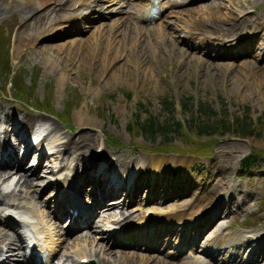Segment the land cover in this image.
Returning a JSON list of instances; mask_svg holds the SVG:
<instances>
[{
    "label": "rangeland",
    "instance_id": "rangeland-1",
    "mask_svg": "<svg viewBox=\"0 0 264 264\" xmlns=\"http://www.w3.org/2000/svg\"><path fill=\"white\" fill-rule=\"evenodd\" d=\"M50 2L52 3L49 5L45 4L48 8L44 9L42 7L45 6L35 8L34 4L24 0H0V34L4 32L3 36L0 35V52L6 59H3V64L0 63V68H4L8 61V66L10 64V68L14 71L9 70V72L17 74L19 80L21 79L25 86L30 87L24 94L27 104L14 100L7 103L6 101L13 99L11 96L13 91L9 89L5 74L1 73L0 108L2 112L5 111L4 105L9 107L12 114L27 115L26 118L29 121L33 118L47 119L56 124L58 128L55 133L58 135L67 129L69 133L63 132L66 137L73 132L71 136L74 135L73 138H76L77 133L81 131L92 136L93 147L90 151L86 149L82 151L81 145L80 151L74 153L80 158L79 161L83 162L79 163L78 158L74 160V164L78 167L83 166L85 159L90 158L92 154H99L98 147L108 155H116L115 159L117 156L121 159H130L127 173L131 171L136 174V184L143 183L135 196L143 199L144 191L147 190L144 205L150 204L151 206H146L149 208L155 205L154 209L157 211L158 207L170 208L171 203L175 207L178 202L182 206L186 204L185 208L192 211L197 209L194 206L211 208L210 205H201L207 202L191 198L194 191L202 187V184L195 186V183L197 181L208 183L212 180L211 175L218 177L224 172L222 183L216 189L217 196L219 198L221 192H226L227 189L231 191L226 201L222 199L216 201L213 207L208 209L205 217L197 223L208 220L203 227L196 229L197 243L205 236L208 237L214 227L224 220H226L224 224L230 225L225 230L238 226L240 232L264 231V180L262 178L264 165L260 163L252 164L247 169L239 168V161L250 150L255 148L264 150V94H262L261 83L264 76V50L257 47L260 45L264 48V0H189L181 5H170L167 17L157 22V27L160 26L164 31L159 37H156L155 27L154 29L133 26L130 32H127L120 30L119 20L116 21L115 27L111 25L113 23L111 19H105L101 24L95 23L80 34L62 35L63 32L58 30L59 25L54 24L52 29L47 31L49 28L46 29L44 26L47 23L49 26L60 18L62 13L68 11L71 1L59 0L58 3H54L55 1L51 0ZM182 7L186 9V14L176 13ZM188 9L189 14H187ZM62 10L64 12L61 13ZM94 14L96 15L95 12ZM178 15L185 18V21L186 18L190 20L189 17L192 16L194 18L203 16V29L212 30V35L217 36L216 40H228L236 36L243 39L246 35H252L255 43L253 53L233 59L206 54L207 50L223 52L224 48L207 47L206 49L202 46L203 51L196 50L193 55L190 52L192 48H187V45L199 43L198 38L183 36L182 28H180L181 17ZM52 16L54 20L48 21ZM88 17L90 19L91 15L88 14ZM152 26L155 25L152 24ZM114 31H117L113 34L114 37H119L120 40L124 37L126 41L123 42L122 48L118 47V51H113V45L111 48H108L109 44L105 47L103 42V40L108 41L111 37L109 33ZM126 32L128 36H125ZM178 35L183 41L179 40ZM91 39L98 41L89 44L88 41ZM23 40L29 42H22ZM241 43H244V40ZM158 49H160L159 52ZM27 93L30 94L27 95ZM186 97L193 103L198 100L205 101L216 111L223 109L224 106L225 116L228 118L247 107L252 123L262 124L261 132L253 136L254 138L237 134L195 136L184 122L177 127L174 134L167 137L166 140L170 142L160 146L163 143V135L160 131L155 129L152 131L153 135H149L138 130L136 116L142 118L150 114L158 120L167 116L161 111L163 99L171 100L174 106L173 120L186 116L189 118L190 115L179 108L182 98ZM41 99L42 102L45 101L49 111H33L28 105L39 103ZM260 116L261 118H257ZM77 117L79 119L76 121ZM109 137L112 138V143L105 141V138ZM114 141L117 143L114 144ZM68 146L71 148V145ZM151 148L154 150L151 151ZM189 151L199 155L190 154ZM258 153L264 155L263 151ZM115 159L111 158L112 161ZM151 160L162 163L160 168L156 169L155 173H157L155 176L144 174L140 178L151 168L149 162ZM36 180L37 178H34V181ZM208 185L206 184L205 187ZM47 187L41 188L40 196H43ZM146 187L148 189L144 190ZM172 193V197L165 199ZM158 195L160 197L164 195L163 199H159ZM151 197L152 200H149ZM173 197L178 199L174 200ZM5 198L15 204L22 202L23 199L20 194H7ZM156 199L165 201L158 205ZM238 200V205L231 206ZM136 204L137 201L132 200L120 216L122 214L135 216L137 211H132L139 207ZM131 206L134 209H127ZM227 212L229 215L224 218ZM115 216L117 214L112 215L111 218ZM98 218L97 223L100 222ZM192 230V228L189 229V232L194 235ZM169 231L171 233L172 229ZM80 232L86 235L72 236L60 243L57 239L55 245L59 244L56 246L55 257L51 264H61V260L65 257H71L65 260V264H75L79 250H85L86 254L96 251L95 255L88 256L91 261L85 264H121L113 263L115 260L106 257L110 253L103 247L102 239L95 235L97 231L90 230L93 236L85 231ZM95 241L96 244H94ZM179 244L181 240H178ZM122 251L127 250L115 252ZM116 256V259L123 260L121 255ZM151 256L163 258L156 254ZM101 258L104 259L102 263ZM149 261L150 258L141 264H152ZM251 264H264V256Z\"/></svg>",
    "mask_w": 264,
    "mask_h": 264
},
{
    "label": "bare ground",
    "instance_id": "bare-ground-1",
    "mask_svg": "<svg viewBox=\"0 0 264 264\" xmlns=\"http://www.w3.org/2000/svg\"><path fill=\"white\" fill-rule=\"evenodd\" d=\"M8 1V0H7ZM25 2L27 3H30V4H34L36 6H39L41 7L40 5L42 3H47L49 5V3H52L50 2L51 0H24ZM55 1L54 3H58L59 0H53ZM64 1V0H63ZM70 6H73V3L74 2H78L80 6H78L77 8L74 9V11H66L64 12V10L61 11L64 12L62 13L58 18L57 15L56 17L58 19L55 20V22H52L49 26H48V23L46 26H44V28L48 29L47 31L51 30V28L54 26L53 24L55 25H59L60 27L61 26H64L66 25V23H69L72 19L75 18V16L79 15L81 13V11L84 9H87L89 6V2L91 0H70ZM62 2V1H61ZM60 2V3H61ZM69 3V2H68ZM4 4V3H3ZM7 5V3H5ZM14 5V4H12ZM17 5V4H16ZM102 5L103 7L106 9L107 11V14H110L112 12H116V13H119V16H117V18L113 21H117V19H119L120 17V21L118 22V25H120V30H126L127 32H130V30L132 29L133 26L135 27H139V28H142V26H140L138 23H136V21L134 20V18H136V12H135V7H134V4L132 5H122V3L119 1V0H104L102 2ZM26 6V5H25ZM30 6V5H29ZM20 7V6H19ZM24 7V6H23ZM6 8V7H5ZM4 8V9H5ZM8 8V7H7ZM11 8V7H10ZM21 8V7H20ZM27 8V7H26ZM56 8V7H55ZM61 7L59 6V9ZM25 9V8H23ZM197 9V8H195ZM32 10V9H31ZM98 10V13H100L99 16H96V18H99V17H104L106 15L105 12L103 9L100 8H97L96 11ZM192 10V9H191ZM201 10V8H200ZM56 11V10H55ZM53 11V12H55ZM179 11V12H178ZM186 9L184 7L180 8L179 10L176 11V13L180 14L181 12L186 14L185 13ZM31 12V11H30ZM174 12V11H173ZM50 13V12H48ZM23 14V13H22ZM30 14V13H29ZM32 14V13H31ZM53 14V13H52ZM189 14V9H188V13ZM39 15V14H38ZM55 15V14H54ZM183 15V14H182ZM26 16V15H25ZM41 16V15H40ZM180 16V15H178ZM244 16V15H243ZM29 17V16H28ZM33 17V16H32ZM35 17V15H34ZM33 17V18H34ZM181 17V16H180ZM189 17V16H188ZM249 17V16H247ZM38 18V17H37ZM106 18H109V17H106ZM54 20V16H52L51 18H49L48 21L50 20ZM100 19H103V18H100ZM180 19V18H179ZM190 20H187L186 18V21H185V18L181 17V21L182 24H181V30L185 33H189V34H202V33H207V34H204L202 35L200 38L202 40V42H204L205 44L206 43H211L213 40H211L210 42H208V38H209V35L212 34V30H205L203 29L202 27V24H203V16H200V17H197V18H194V16L192 17H189ZM230 19V18H228ZM250 19V18H249ZM27 20V19H26ZM33 20V19H32ZM37 20V19H36ZM96 20V19H94ZM178 20V19H177ZM227 20V19H226ZM246 20V19H245ZM60 21V22H59ZM28 22V21H27ZM32 22V21H31ZM253 22V21H252ZM33 24V23H32ZM44 24V23H42ZM80 25V26H84V27H87L89 26V23H85L84 21H79L77 25ZM156 24V23H155ZM100 25V24H99ZM110 25V24H109ZM25 26V25H24ZM28 26V25H27ZM38 26H39V23H38ZM37 26V27H38ZM124 26V27H123ZM144 26V25H143ZM26 27V26H25ZM33 27V26H32ZM36 27V28H37ZM149 27H155V32L157 34L156 37H159L163 34V29L159 26L157 27V25L155 26H152L150 25ZM28 28V27H27ZM102 28V27H101ZM40 29V28H39ZM76 29V27L74 28V30ZM229 29V28H228ZM24 30V29H23ZM31 30V29H30ZM36 30V29H35ZM89 30V29H88ZM119 30V32H120ZM39 31V30H37ZM171 31V30H170ZM230 31V30H229ZM25 31H23L24 33ZM46 32V31H45ZM125 32V31H124ZM123 32V33H124ZM125 33L126 35L125 36H128L129 34L128 33ZM172 32V31H171ZM22 33V34H23ZM33 33V32H31ZM36 33V32H35ZM117 33V31H116ZM122 33V34H123ZM153 33V32H152ZM40 34V33H39ZM101 34V33H100ZM113 35V33H110V35ZM119 34V33H118ZM149 34V33H148ZM166 34V33H165ZM24 35V34H23ZM26 35V34H25ZM30 35V34H29ZM34 35V33H33ZM36 35V34H35ZM111 35V36H112ZM124 35V34H123ZM27 36V35H26ZM102 36V35H101ZM118 36V35H117ZM131 36V35H130ZM151 36V34H150ZM105 37V36H104ZM28 38V37H26ZM30 38V37H29ZM32 38V37H31ZM111 39V37H109ZM172 38V37H171ZM180 38V37H179ZM99 39V38H98ZM110 39L108 41H105L103 40V42L105 43V47L109 44L108 48H111L112 45H113V51H118V47L120 46V48L123 47V42L125 43V38L123 37L122 40H120V38H116L113 37L112 38V41H110ZM160 39V38H159ZM17 40V39H16ZM15 40V41H16ZM141 40V39H140ZM163 40V39H162ZM177 40V39H176ZM180 40V39H179ZM25 40H23L22 42H24ZM28 41V40H26ZM25 41V42H26ZM34 41V40H33ZM32 41V42H33ZM75 41V40H74ZM98 40L97 39H91V41H88L89 44H94L96 43ZM132 41V39H131ZM161 41V40H160ZM183 41V40H182ZM238 40H235V43L237 42ZM29 42V41H28ZM128 42V40H127ZM159 42V41H157ZM72 43V42H71ZM130 43V41H129ZM163 43V42H162ZM174 43V42H173ZM234 43V44H235ZM165 44V43H164ZM175 44V43H174ZM178 44V43H177ZM18 45H21V44H18ZM26 45V44H25ZM163 45V44H162ZM21 47V46H20ZM27 47V46H26ZM64 47V46H63ZM85 47V46H84ZM127 47V46H126ZM129 47V46H128ZM155 47V46H154ZM164 47V46H163ZM189 48H192L190 52L195 53V51L199 48V46L197 45H188ZM187 47V48H188ZM18 48V47H17ZM153 48V46H152ZM158 48V46H157ZM155 50H157L156 48H154ZM170 49V48H169ZM173 49V48H172ZM175 49V48H174ZM89 50V49H88ZM92 50V49H91ZM120 50V49H119ZM152 50V49H150ZM160 49H158V52H159ZM166 50V49H165ZM168 50V49H167ZM20 51V49H19ZM81 51V50H80ZM141 51V50H140ZM234 51H236L234 49ZM242 50H240L239 52H241ZM176 52V51H175ZM169 53V52H168ZM184 53V52H183ZM117 54V53H116ZM162 54V53H160ZM172 54V53H171ZM159 55V54H158ZM164 55V53L162 54V56ZM192 55V56H193ZM110 56V55H109ZM146 56V55H145ZM178 56V55H177ZM182 56V55H181ZM168 58V56L166 57ZM165 58V59H166ZM156 59V58H155ZM163 59V58H162ZM191 59V58H190ZM142 61V60H141ZM249 61V60H248ZM140 62V61H139ZM151 62H154V61H151ZM242 62V61H241ZM141 63V62H140ZM198 63V62H197ZM100 64V63H99ZM149 64V62H148ZM239 64V63H238ZM252 64V63H251ZM211 65V64H210ZM213 66V65H212ZM155 67V66H154ZM235 67V66H234ZM245 67V65H244ZM232 68V67H231ZM224 69V68H223ZM225 69H226V66H225ZM224 69V70H225ZM237 70V69H236ZM242 70V69H240ZM250 70V69H249ZM234 72V71H233ZM224 73V72H223ZM227 73V72H225ZM253 74V73H252ZM263 79H264V76H263ZM261 79V83H262V94H264V80ZM258 79H256L257 81ZM254 82V81H253ZM257 84V83H256ZM0 111H2V108H0ZM14 114H12V112H9L8 111V108L5 109L4 111V114H3V120H5L7 122V125H4L3 127H0V132L6 137V138H12V141L15 142V143H7V145H4L3 143H0V158H2L3 161H9L11 160L12 163L10 166L9 163L7 164H4V165H0V200L4 201V196L7 195V194H17L20 192V191H23L24 194H26V197H28L29 199H32V200H35L36 198V195L34 194V190H35V183H32L31 180L29 179V177L23 173H21L22 175H17L15 179H13L14 177L11 176L12 173H15L14 170L12 171L11 169L16 167L17 165H19L20 163V160L21 159H18L19 155H18V152H17V146L20 145V146H23L24 144H20V141L21 142H24L25 144L27 143V149L26 150H30L32 148V142H29L26 140V132L28 130V125H29V120L26 119L24 116H17L16 119H11V116H13ZM79 118L77 117L76 118V121L78 120ZM4 123V122H3ZM47 126H48V132L50 131H55V125L53 122H48L47 123ZM82 132V131H81ZM81 132H78L77 133V136L76 138H73V137H66L65 135L66 134H63V136L61 137H58L56 140H53L52 142V145L50 147V152L51 153H48L47 155H44L41 157V159H39V157L37 158V161H36V164L35 166L37 165V162H38V159L39 161L43 160V159H46L47 161L50 160V157H58L59 154H60V151L61 150H65L67 151L69 149V146L68 145H71V148L72 150L70 151V153L72 151L74 152H79L80 151V147L82 145V151H84L86 149V151H90L93 147V142H91L93 140V137L92 136H88L86 133H81ZM9 134V135H8ZM60 138V139H59ZM39 141H41V138L39 139ZM71 143V144H70ZM221 152V151H220ZM89 153V152H88ZM104 153V152H103ZM87 154V153H86ZM73 158V156L71 155V159ZM141 159V158H140ZM139 160V159H138ZM41 161H40V164H41ZM146 161V160H145ZM144 161V162H145ZM16 162V164H15ZM131 162L130 159H127V158H123L121 159L119 156L116 157L115 161H112L110 160V163H109V167L108 168H105L106 171H107V177L110 181L109 184L108 182L104 185V184H101V187L103 189V196L101 194H99L98 191H96L95 193V198H100L99 200H95L93 198V201L95 202L96 205H101L102 208H101V211L103 212V214H105V217H107L108 215H112L114 213H118V214H121L123 211V206L126 204V201L125 200H122V198L118 199L119 197H117L116 199H113V200H109L112 202L111 205H106V202L107 200H105L108 196H110L109 192H112L114 193L116 191L115 188H113L110 184L112 185H119L117 186V188L121 189L123 185H126L128 184V186H130V192L128 193L129 197L132 196L131 194L134 193L135 191L137 192L141 185L143 184H136L135 182H137L136 180V174H134L133 172H129L127 173L126 169H128V165L129 163ZM151 163V168L149 170H147L145 173L142 174V176L140 178L143 177L144 174H149V176H155V171L156 169H159L160 165L162 163H159L158 161L156 162L155 160H151L149 161ZM162 162V161H161ZM89 163V166H93L95 170H98L99 168H101L100 166H95L93 162H88ZM134 164V163H133ZM139 164V163H137ZM31 166V165H29ZM28 166V167H29ZM27 167V169H28ZM132 167V166H131ZM137 169V168H135ZM141 169V168H140ZM142 172V171H140ZM227 174V173H226ZM99 177L101 176V178L103 179V173H98ZM224 175L225 173L222 172L218 175V177L216 176H210L212 180L208 181V183L206 182H198L195 183V186H197L198 184H202V187L196 191H194V195L191 196V198H193L194 200H200V201H204V202H207L206 203H203L201 205H210L211 208L213 207V205L215 204L216 201H220L221 199L218 198L217 196V187L222 183V180L224 178ZM93 176L95 175H90L88 176L87 175V178L81 180L80 184H83L85 182V187L88 188L90 186V182L89 181H92L93 179ZM187 178V176H186ZM99 181H101V179L99 178L98 179ZM208 180H209V177H208ZM113 182V183H112ZM217 182V183H216ZM88 183V184H86ZM216 183V184H215ZM206 184H209L207 187H205ZM136 185V186H135ZM34 186V187H33ZM138 186V187H137ZM59 187L55 190L57 191H61V193H63L65 190V187H60V190H58ZM117 189V190H118ZM148 189L147 187L144 189L146 190ZM109 191V192H108ZM229 189H227L226 192H221V196L222 197H227L229 196ZM157 192V191H156ZM149 194V193H148ZM155 194V193H154ZM190 194V193H189ZM69 193L66 195L68 196ZM199 195V196H198ZM156 196V195H155ZM164 197V195H162ZM173 196V193L172 194H169L168 196L166 197H172ZM8 197V196H7ZM103 197L105 199H103ZM140 200H144L142 198H140ZM154 200V198H153ZM6 202V201H4ZM79 202H82L80 199L78 200V203ZM192 202V201H191ZM62 205H63V202L61 201L60 203H56L55 204V207L57 208V210H61L62 209ZM186 205V204H185ZM183 205V206H185ZM218 206V204H217ZM71 208H73V206H71ZM82 207H77L76 208V212L80 213V209ZM214 209V208H213ZM1 210V208H0ZM208 211L207 207H200V208H197L196 211H192V210H188V213H190V215H192L190 218H193V216H195V219H197V217H201V215L205 214L206 212ZM178 213L176 210H173V209H170L167 213ZM217 213V212H216ZM76 215V214H75ZM176 220H180V217L179 216H167L165 219L164 218H161L159 216H150V219L147 221V223L141 225V228L144 229L146 225H148V228H147V234L148 236L146 237V242L145 243H153V241H155L156 237L154 236L156 234V232H161V231H165L167 230L168 228L164 227V223L163 222H166V221H176ZM82 221H85L88 222V219L85 218L84 216L81 218L80 221L77 220L76 224H82ZM183 221V220H182ZM184 221H187L186 218H184ZM84 223V224H85ZM188 224L190 222H187ZM206 223H204L205 225ZM71 226V225H69ZM192 232H194V235H196V229H193ZM189 234L188 238L190 236H192L193 234L189 232V229H186L184 231V235L186 236V239H181V244L183 246H185V243L187 241V235ZM260 236H264V231L262 232H259ZM243 234H240V232H237V231H234L233 233H231L230 235H226L224 237H221L219 238V241L215 242V244L213 245V247H219L220 244L222 243H232V245H227L226 247H224L222 253H221V256L222 257H219V260H223L225 262H232L234 264H248V261L250 260V252L257 249L256 247L253 246V240L250 241V244L248 245V247L246 248H243V243L244 241L247 240L246 238V235L244 234L243 235V238L240 237L242 236ZM113 238H116L115 236ZM145 239V238H144ZM186 240V241H185ZM92 241V240H91ZM240 241V243H239ZM128 242V243H126ZM133 241L132 240H124L123 243H126V244H129V243H132ZM0 243L2 244V247H4L5 250H8V253L7 255L5 256V258H0V264L3 263L6 259L12 257V259L15 258L14 255H16V253L19 251V244L20 243H17L14 239V237L10 234H7L5 232H0ZM94 244H96L94 242ZM94 246V245H93ZM187 246H190L192 247L193 244H187ZM100 248V247H99ZM102 249V248H101ZM111 249H107V251L110 253V255H106L107 258H111L112 260H115L113 263L115 262H119L121 264H141L144 260H147L150 258V261L152 264H196L195 262H191V261H186V260H182L181 262H178V263H174L172 261H169V260H166V259H163V258H158V257H153L151 255H142L141 253H136V252H129V251H122V252H118L116 253L115 251L111 250ZM202 250L205 254H212L213 256H215V254H217L218 256V253H217V250L218 248H216L215 250H212V247L208 246V245H204L202 247ZM3 250L1 249L0 247V253L2 252ZM85 250H79L78 253H82L80 255H78V257L80 256H92V255H95V252H93L91 254V252H89L88 254H86V252H84ZM214 251V252H213ZM55 252V249H54V246H52L50 248V250L48 251V256L49 258L52 257V255L54 254ZM101 252V251H100ZM255 252H257L256 254H258V251L256 250ZM84 253V254H83ZM99 253V251H98ZM103 255V254H102ZM116 255H121L123 258V260H118L116 259L117 256ZM235 255H239L240 258L238 260L234 259ZM157 256V255H156ZM23 260L21 259H18V261L20 262H25V258L23 257L22 258ZM102 260H104L103 258H101L100 262L102 263ZM17 261V260H15ZM199 264H202V263H206V261H203V260H199L198 261ZM197 262V263H198ZM26 263V262H25Z\"/></svg>",
    "mask_w": 264,
    "mask_h": 264
},
{
    "label": "trees",
    "instance_id": "trees-1",
    "mask_svg": "<svg viewBox=\"0 0 264 264\" xmlns=\"http://www.w3.org/2000/svg\"><path fill=\"white\" fill-rule=\"evenodd\" d=\"M2 52H0V55ZM3 57V56H0ZM2 71V69H1ZM23 90H21L22 92ZM18 93V91H16ZM19 94H15L17 97ZM162 103L164 104V110L170 114L172 110V106L170 105V101L162 100ZM166 105V106H165ZM181 107L182 110H187L190 113V117L187 118V122H189V125L191 126L189 129L194 133L196 136L199 135H222L224 133L229 134H237V135H258L261 131V125L259 123H252L251 117L248 113V108L244 107L241 111L238 113L232 115L231 117H226L224 112V106L223 109L220 108V110H214L209 103L198 100L197 102H192L187 97L182 98L181 100ZM168 116H172V113ZM166 119H163V122L158 123L155 122L153 117H150L148 114L147 117H145L143 120L138 121L139 118H135V122L137 123V128L139 131L147 132L148 134H151L152 131H155V126L160 131L164 137L167 136L168 131H175L176 127H178L180 124L177 120H171L169 121L168 117H165ZM257 118H261L257 117ZM138 121V122H137ZM264 152V151H263ZM256 154H247L243 159L242 163L244 166L249 165L255 160ZM260 158V157H259Z\"/></svg>",
    "mask_w": 264,
    "mask_h": 264
}]
</instances>
